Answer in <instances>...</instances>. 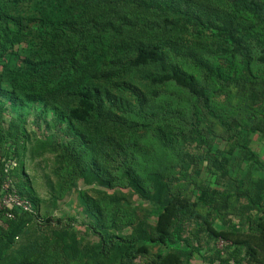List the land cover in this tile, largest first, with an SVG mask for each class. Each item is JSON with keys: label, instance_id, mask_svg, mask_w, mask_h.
<instances>
[{"label": "rangeland", "instance_id": "obj_1", "mask_svg": "<svg viewBox=\"0 0 264 264\" xmlns=\"http://www.w3.org/2000/svg\"><path fill=\"white\" fill-rule=\"evenodd\" d=\"M11 1L0 0V8L9 4L28 25L27 18L59 15L68 6L67 0ZM189 1L216 24L221 22L213 12L230 16L228 0ZM157 18L154 13L143 17L155 28ZM34 28L35 34L27 32L15 46L22 57L37 56ZM262 28L258 37L240 32L259 78L243 75L221 91L191 58L165 49L171 63L212 91L215 110L231 130L188 88L155 82L157 66L137 65L135 54L109 52L108 44L100 47L98 38L106 39L97 28L70 32L67 44L83 53L76 75L100 90L99 109L108 116L101 118L90 105L68 97L70 107L90 112L88 119L74 120L89 141L84 145L69 137L68 124L58 125L52 116L45 122L42 109H31L26 122L0 114V199L23 184L39 199L36 218L12 220L0 210V264H264ZM147 34L158 38L151 29ZM172 39L182 51L222 62L224 44L216 34L195 37L181 25ZM23 66L18 57L0 54V84L21 96L32 91L20 84L29 76L17 72ZM131 175L142 179L147 195L160 188V201L137 191ZM161 236L170 249L151 241Z\"/></svg>", "mask_w": 264, "mask_h": 264}, {"label": "trees", "instance_id": "obj_2", "mask_svg": "<svg viewBox=\"0 0 264 264\" xmlns=\"http://www.w3.org/2000/svg\"><path fill=\"white\" fill-rule=\"evenodd\" d=\"M24 1L26 0H12L11 3L20 4ZM60 1L64 3L66 0H57L58 3ZM67 1L68 6H65L59 15L42 14L40 17L27 18L30 25L24 23L23 20L26 18L13 13L8 7L9 4L7 7L0 8V19L6 23L5 26L0 25V54L7 52L13 58L18 57V61L24 66L22 69H17V72L26 71L29 75L20 84L24 83L29 90H32L21 96L15 91L16 89H8L0 84V114L7 112L26 122L31 109H42L45 122L47 117L52 116L58 125L68 124L69 137L75 139L74 142L87 145L89 141L75 125L74 120L88 119L86 116L90 112L86 113V108L70 107L69 99L79 98L83 107L90 105L89 108L92 107L93 111L95 109L97 111L94 114L100 115L101 118H106L108 113L99 109L101 106L98 103L103 95L100 90L80 82L85 80L76 75L82 51L73 45H68L66 41H71L70 32H88L91 28H97L106 39L104 42V38H98L100 47L106 48L108 44L109 52L135 54L134 63L137 65L157 66L161 71L160 75L154 78L155 82L173 81L179 86L188 88L198 101L202 102L201 107L209 115L231 130L230 124L215 110L212 91L201 86L192 74L184 71L179 65L171 63L165 49L170 48L181 56L191 58L195 65L205 71L214 85H219L220 91L230 82H237L243 75L258 79L259 77L253 74L251 67L252 53L248 45L244 43L240 32L245 31L251 36L258 37V31L260 27H263L260 36H264V0H228L231 8L229 18H220L218 14L208 10L210 14L212 13L211 15L219 18L221 24H216L210 17L204 19L195 10L196 3L189 0ZM147 13L158 16L155 22L158 28H155L148 20L144 21L143 17ZM12 23L17 30L10 28ZM31 23H34L33 27ZM181 25L188 28L195 37L210 33L219 36L224 44L219 51L222 62L210 63L192 49L182 51L172 39L174 29ZM34 27L37 28L38 34L32 37L38 44L35 49L37 56L34 59L28 56L22 57V54L15 50V46L23 42L22 37L27 36V32L31 35L35 31ZM149 29L156 32L157 39L146 38ZM109 94L111 95L109 91L105 92V95ZM69 96L71 97L68 98ZM24 111H28V116L24 114ZM194 116L195 121L198 122L200 113L197 109L194 111ZM36 119L40 120L38 116ZM89 165L99 170L96 163L91 162ZM129 177L137 191L149 199L159 200L160 188L156 194L147 195L149 190L144 187L142 179L135 175ZM19 193L32 202L34 211L13 210L15 217L8 218L15 220L39 217V199L33 188L23 184ZM170 207L174 209L172 203ZM0 210L6 216L8 211H11L8 208ZM151 241L161 242L167 246L164 236Z\"/></svg>", "mask_w": 264, "mask_h": 264}, {"label": "built area", "instance_id": "obj_3", "mask_svg": "<svg viewBox=\"0 0 264 264\" xmlns=\"http://www.w3.org/2000/svg\"><path fill=\"white\" fill-rule=\"evenodd\" d=\"M8 196L0 199V209L8 208L11 211H8L7 216L10 218L15 217L13 210L20 212H33L34 206L32 202L21 196L16 190L7 191ZM1 195V194H0Z\"/></svg>", "mask_w": 264, "mask_h": 264}]
</instances>
